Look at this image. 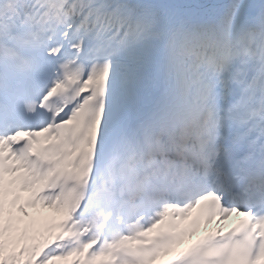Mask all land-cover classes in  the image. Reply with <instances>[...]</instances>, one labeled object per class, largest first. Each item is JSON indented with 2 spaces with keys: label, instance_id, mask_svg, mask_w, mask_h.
<instances>
[{
  "label": "snow or ice",
  "instance_id": "snow-or-ice-1",
  "mask_svg": "<svg viewBox=\"0 0 264 264\" xmlns=\"http://www.w3.org/2000/svg\"><path fill=\"white\" fill-rule=\"evenodd\" d=\"M0 264H264V0H0Z\"/></svg>",
  "mask_w": 264,
  "mask_h": 264
}]
</instances>
